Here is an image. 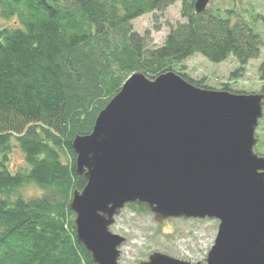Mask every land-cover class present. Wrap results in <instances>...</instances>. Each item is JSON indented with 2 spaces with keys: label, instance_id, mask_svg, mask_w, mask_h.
<instances>
[{
  "label": "trees",
  "instance_id": "16d2710c",
  "mask_svg": "<svg viewBox=\"0 0 264 264\" xmlns=\"http://www.w3.org/2000/svg\"><path fill=\"white\" fill-rule=\"evenodd\" d=\"M177 1L186 22L172 28L162 46L148 48L132 21ZM195 2L0 0V264H96L77 239L70 208L73 192L87 182L76 172L72 141L92 131L131 74L154 79L195 54L215 63L234 57L243 71L259 56L263 40L254 27L233 21L232 10L197 14ZM1 18L20 25L4 26ZM14 140L28 169L8 166ZM62 151L70 162H63ZM32 183L45 193L15 195ZM127 205L149 211L144 203Z\"/></svg>",
  "mask_w": 264,
  "mask_h": 264
},
{
  "label": "water",
  "instance_id": "95a60500",
  "mask_svg": "<svg viewBox=\"0 0 264 264\" xmlns=\"http://www.w3.org/2000/svg\"><path fill=\"white\" fill-rule=\"evenodd\" d=\"M210 0H196L195 11ZM264 94L197 87L174 71H137L76 135L77 239L96 264H120L126 237L111 230L129 203L157 222L220 221L206 264H264V156L255 151ZM140 264H202L155 251Z\"/></svg>",
  "mask_w": 264,
  "mask_h": 264
},
{
  "label": "rangeland",
  "instance_id": "374dc122",
  "mask_svg": "<svg viewBox=\"0 0 264 264\" xmlns=\"http://www.w3.org/2000/svg\"><path fill=\"white\" fill-rule=\"evenodd\" d=\"M208 8L232 10L233 21L242 19L254 27L263 40L259 56L250 59L243 71H237L240 63L234 57L215 63L201 54H195L181 63L172 64L174 72L186 73L192 79L202 81L203 86L214 90L227 88V91L239 94H264V73L260 70L264 61V0H210ZM1 21L7 27L20 25L15 18H1ZM184 22L186 18L182 14V2L177 1L163 11L146 13L134 19L132 26L134 31L145 36L147 47L155 49L163 45L172 28ZM233 72H237L238 76H233ZM256 137L259 140V150L264 154V115L256 130ZM61 156L63 162H70L71 157L67 151H62ZM2 160L3 156H0V163ZM8 166L13 171L29 168L16 140L12 143ZM43 193L45 189L32 183L22 187L15 195L31 199ZM219 223V220L211 218H169L159 223L150 210L137 212L127 205L116 216L111 230L126 237L120 247V264H140L141 261L148 260L149 255L155 251L206 264Z\"/></svg>",
  "mask_w": 264,
  "mask_h": 264
},
{
  "label": "flooded vegetation",
  "instance_id": "af4514ba",
  "mask_svg": "<svg viewBox=\"0 0 264 264\" xmlns=\"http://www.w3.org/2000/svg\"><path fill=\"white\" fill-rule=\"evenodd\" d=\"M258 143H259V140H257V143H256V145H255V150L257 151V153H258L259 155H264V154H262V153L260 152L259 147H258Z\"/></svg>",
  "mask_w": 264,
  "mask_h": 264
},
{
  "label": "bare ground",
  "instance_id": "6f19581e",
  "mask_svg": "<svg viewBox=\"0 0 264 264\" xmlns=\"http://www.w3.org/2000/svg\"><path fill=\"white\" fill-rule=\"evenodd\" d=\"M201 88H203V87H201ZM205 89H207V88H205ZM209 89H211V88H209Z\"/></svg>",
  "mask_w": 264,
  "mask_h": 264
}]
</instances>
